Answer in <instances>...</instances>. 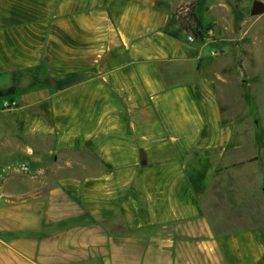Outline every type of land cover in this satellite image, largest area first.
Segmentation results:
<instances>
[{
  "label": "crops",
  "instance_id": "crops-1",
  "mask_svg": "<svg viewBox=\"0 0 264 264\" xmlns=\"http://www.w3.org/2000/svg\"><path fill=\"white\" fill-rule=\"evenodd\" d=\"M159 4L0 0L5 157L57 173L43 196L0 194V264H264V185L242 182L264 175V89L223 75L224 50L203 53L220 38L179 37Z\"/></svg>",
  "mask_w": 264,
  "mask_h": 264
},
{
  "label": "rangeland",
  "instance_id": "rangeland-1",
  "mask_svg": "<svg viewBox=\"0 0 264 264\" xmlns=\"http://www.w3.org/2000/svg\"><path fill=\"white\" fill-rule=\"evenodd\" d=\"M253 1L254 0H160L159 5L164 8V10H167L170 15L176 17L175 11L178 8L190 4L191 2H195L198 17L203 25L208 28L205 37L202 40H214L220 38L218 44L212 43L210 46L203 48L204 56H210L211 50L213 52L218 49L224 50V53H221L222 55L214 57V60L217 61L215 64L217 70L219 69L220 72L222 70L223 75L224 69L227 70L228 75L233 74L231 79L236 76L235 74H239L240 77L243 76L246 78L248 74L251 75L253 72L255 76L253 79L254 82H252V77L251 79L248 77V82L249 84L251 83L253 89L260 90V88L264 89V13L260 15H251L250 11ZM179 23L175 21L173 28L174 31L177 30V35L182 37L184 29H182L183 27L180 26L181 24ZM188 35L191 36L190 33H188ZM260 38L263 42L259 44L260 47L254 48L256 51L254 53L253 48H250L249 46L253 42H258ZM194 40L201 41L200 39L195 38H192L191 41ZM248 62L251 64H248ZM220 75L221 74H219V76ZM2 79L7 83L12 81V77H3ZM174 80L175 79H173V81ZM228 81H220L221 88L223 87L227 90L225 95L234 98L241 95L242 90L234 86L231 81ZM238 82L239 87L247 85L245 82H240V79H238ZM4 98H6V96H0V100L3 101ZM257 103L258 102H256V104ZM236 106L238 111H247L250 117H253L254 113L259 116L260 111L257 110V106H251L250 109H247V107L244 106L243 110L240 101H237ZM16 107L17 101L12 99L6 101L4 105H2V110H9ZM172 109L175 111V118H180L181 120H184L183 115L189 110L184 106L182 107L178 102H175ZM230 109L232 112L233 108ZM225 113L224 108V114ZM7 118L8 119L0 118V127L4 128V130L6 129L10 131L11 122L8 121L10 120V117ZM3 136L4 134L0 132V194L2 192L4 193L5 190L10 187L17 189V191L11 189L7 191V193L11 194L16 193L15 199L22 197L23 194L30 195L31 197L43 196L47 187L53 182V177L57 176L54 168L52 167L49 170H46L43 174H35L29 172L25 166L18 168L12 166L11 162L5 156L8 154L9 150L11 151L18 146V142H15L17 140L15 137L11 138ZM261 140H264V138ZM261 140L259 144L255 145V147L256 151L260 152L264 157V141ZM45 145L47 146L46 143ZM254 148L251 149L253 150ZM255 167L259 168L261 167V164H258ZM242 179V182H244V185L246 184V187L249 185L252 186L253 184L264 185V175H259L249 170L245 171V174L242 175Z\"/></svg>",
  "mask_w": 264,
  "mask_h": 264
},
{
  "label": "trees",
  "instance_id": "trees-1",
  "mask_svg": "<svg viewBox=\"0 0 264 264\" xmlns=\"http://www.w3.org/2000/svg\"><path fill=\"white\" fill-rule=\"evenodd\" d=\"M196 9V3L191 2L190 4L178 8L175 11V16L179 20L183 29L187 33H190L193 38L203 39L208 28L203 25L202 21L197 15ZM14 90V87H9L3 92V94L5 92L12 93Z\"/></svg>",
  "mask_w": 264,
  "mask_h": 264
},
{
  "label": "water",
  "instance_id": "water-1",
  "mask_svg": "<svg viewBox=\"0 0 264 264\" xmlns=\"http://www.w3.org/2000/svg\"><path fill=\"white\" fill-rule=\"evenodd\" d=\"M251 15H260L264 13V1L263 0H254L252 7H251V11H250ZM54 80L52 81V85L54 86ZM142 162L146 163V158L144 153L142 154Z\"/></svg>",
  "mask_w": 264,
  "mask_h": 264
},
{
  "label": "built area",
  "instance_id": "built-area-1",
  "mask_svg": "<svg viewBox=\"0 0 264 264\" xmlns=\"http://www.w3.org/2000/svg\"><path fill=\"white\" fill-rule=\"evenodd\" d=\"M192 38H193L192 36H189V39H191V40H192ZM25 168H26V167H25Z\"/></svg>",
  "mask_w": 264,
  "mask_h": 264
}]
</instances>
